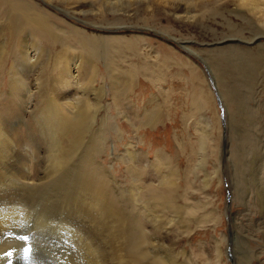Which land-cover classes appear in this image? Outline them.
<instances>
[{
    "label": "rangeland",
    "instance_id": "1",
    "mask_svg": "<svg viewBox=\"0 0 264 264\" xmlns=\"http://www.w3.org/2000/svg\"><path fill=\"white\" fill-rule=\"evenodd\" d=\"M9 1L25 0H0V264H264V0H189L194 19L33 0L46 39ZM71 23L102 39L92 71L64 54ZM113 34L130 43L102 48Z\"/></svg>",
    "mask_w": 264,
    "mask_h": 264
},
{
    "label": "bare ground",
    "instance_id": "2",
    "mask_svg": "<svg viewBox=\"0 0 264 264\" xmlns=\"http://www.w3.org/2000/svg\"><path fill=\"white\" fill-rule=\"evenodd\" d=\"M104 1V3L106 2V4H108V5H112L113 3H110L111 1L112 2H118V3H116V4H118V5H120V1L121 0H103ZM149 0H145V2L147 3ZM152 2H157V3H159V4H161V5H163V6H166V7H168V8H170V10L172 11V13L173 14H175L178 18H181V19H189V18H192V19H194L195 18V15H193L192 13H191V10L190 9H192V8H195V6L193 5L194 4V2H190L189 0H151ZM202 1H204V0H202ZM38 2V1H37ZM86 2V0H84V1H80V2H75L74 4H77V5H75L76 7H72L71 9H69V11L68 12H75V11H77L79 8H81V5L83 4V3H85ZM46 3H48V2H46ZM80 3V4H79ZM38 4H41L40 2H38ZM79 4V5H78ZM190 4H192L193 5V7H190ZM48 5H50L49 3H48ZM85 5V4H84ZM87 5V4H86ZM37 7L36 6V4H34L33 3V0H25V2H24V4H21V5H18V4H16L14 1H9V10H10V16H9V21H11L13 24H14V26H15V28H16V26H17V20L18 19H21V21H25L26 23L27 22H29V23H31L32 24V26H31V29H33V30H37V29H40L42 32H39L38 34H40V38H42V36L46 39V38H51L52 37V33H50V32H46V31H44L43 30V25H42V23H41V21L38 19V18H35L34 17V14L31 12L32 11V9H33V7ZM88 6V5H87ZM91 7H92V3H91V5H90ZM52 7V6H51ZM57 9V8H56ZM112 12H118V10H111ZM45 14V13H44ZM43 14V15H44ZM67 14H69V13H67ZM46 15V14H45ZM13 18H15V19H13ZM71 18V17H70ZM77 21H80V22H82V23H84V20L83 21H81V20H79V19H77V18H75ZM124 19V18H123ZM127 19V18H126ZM120 20V19H119ZM122 20V19H121ZM122 21H124V20H122ZM147 21V20H146ZM108 22V21H107ZM117 22V21H116ZM69 23V22H68ZM113 23V22H112ZM126 23V22H125ZM121 24H124V23H115L113 26H112V28L114 27V28H118L119 26H121ZM94 26H96V27H99V25H97V24H94ZM108 26H109V24H108ZM122 26H124V25H122ZM127 27V26H126ZM136 27V26H135ZM140 27V26H139ZM70 30H71V32H73V34H72V39H71V41H70V43L68 44V47L66 48V50H64V54H67L69 57H70V60L73 62V61H75V63H74V66H75V70H76V68H80L81 69V67L83 68V67H88V69H89V67L91 68V69H89V71H92V69H93V67L92 66H94V59L95 58H98V57H100V55H99V53L98 52H95L96 51V48H99L98 47V45H100L101 43H102V39H100L101 40V42H99V39L97 40V39H95V37L92 35V34H90V35H88L86 32H84L83 30H81L78 26H76V25H74V24H70L69 25V27H68ZM111 28V27H110ZM155 28H157V27H155ZM154 29V28H153ZM162 32V31H161ZM92 35V36H91ZM97 35V34H96ZM35 36H37V34L35 35ZM260 37V36H259ZM100 38V37H99ZM105 42H104V45L105 46H101L102 48L103 47H105L106 49H107V43H109L108 41H110V44H112L114 47H116V46H119V45H121V46H123L122 44H127L128 45V42L130 43V40H126L127 38L126 37H123V36H121L120 34L119 35H112V37H108V36H105ZM35 40V39H34ZM139 40H140V38H139ZM252 40V39H251ZM35 42H36V46L34 47V48H32V47H30V45H28L27 44V42L25 41V40H23V45H22V47H23V50L21 51V54H20V56H19V59H20V62H21V65L20 66H22L21 68L22 69H25L26 68V66H27V64H28V60L30 59V58H33L34 60H36L34 57V55H38L37 56V58L41 55V53L39 52V50L38 49H40L41 47H40V45L37 43V41L35 40ZM226 43V42H225ZM232 43V42H231ZM77 45V46H76ZM216 45V44H215ZM227 45V44H226ZM255 45V44H254ZM112 46V48H114ZM125 46V45H124ZM127 48V47H126ZM31 49H33V50H31ZM120 49V48H119ZM69 50V51H68ZM72 50V51H71ZM98 51V50H97ZM107 51V50H106ZM116 52V51H115ZM245 52V51H244ZM32 53V55H30ZM113 53V52H112ZM63 54V55H64ZM108 54V53H107ZM115 56H117L116 54H114ZM47 57V56H46ZM62 57V56H61ZM61 57H57V58H59V60L61 59ZM106 57V56H105ZM118 57V56H117ZM116 57V58H117ZM65 57H64V59H62V60H64L65 61ZM46 60V59H45ZM58 60V59H57ZM98 60V59H97ZM117 61V60H116ZM119 61V60H118ZM128 61V60H127ZM120 62V61H119ZM57 63V62H56ZM61 63V62H60ZM63 63V62H62ZM67 63V62H66ZM107 64V63H106ZM110 64V63H109ZM118 64V63H117ZM116 64V65H117ZM57 65H58V63H57ZM39 66V65H38ZM71 66V65H70ZM56 67V66H55ZM86 67H85V69H86ZM66 69H69V68H67V67H65ZM196 68V67H195ZM73 69V68H72ZM79 69V70H80ZM61 70H62V68H61ZM64 71V70H63ZM82 71V70H81ZM71 72V71H70ZM77 72V71H76ZM76 72H75V74H76ZM77 73H80L79 71L77 72ZM67 74V73H66ZM72 74V73H71ZM74 74V73H73ZM90 74H92V73H90ZM121 74V73H120ZM63 76L64 75H62V78H63ZM78 76V75H77ZM92 76H93V74H92ZM65 77V76H64ZM67 77H68V75H67ZM94 77V76H93ZM120 77V76H119ZM95 78V77H94ZM78 79V78H77ZM76 79V80H77ZM123 79V78H122ZM74 80V79H73ZM90 80H91V77H90ZM95 80V79H94ZM124 80V79H123ZM69 81V80H68ZM14 82V81H13ZM76 83V82H75ZM74 83V84H75ZM90 83V82H89ZM60 84V83H59ZM68 84V83H67ZM85 84V83H84ZM93 84V83H92ZM15 85V84H14ZM35 85V84H34ZM125 85V84H124ZM87 86H88V84H87ZM86 86V87H87ZM91 86V85H90ZM89 87V86H88ZM90 88V87H89ZM25 89V88H24ZM91 91H93V90H91ZM99 91V90H98ZM86 92V91H85ZM85 92H83L84 94H86ZM53 93V92H52ZM97 94V92H94L93 93V95H96ZM88 96V95H87ZM94 97H96V96H94ZM46 100V99H45ZM47 101V100H46ZM49 101V100H48ZM53 102H55V101H53ZM51 103L50 101L48 102V104L46 105V106H43L41 109H40V111L42 112V113H47V112H49V115L51 114V116H53L56 120H57V117H59V116H61L62 115V117H67L68 115L67 114H69V115H71V114H74V111H73V105L74 104H69L68 102H65V104H64V106H60V107H58L57 106V104H56V102L55 103ZM64 102V101H63ZM94 102H96V101H94ZM47 103V102H46ZM45 103V104H46ZM73 103V102H72ZM90 103V102H89ZM66 104H68L69 105V108L67 107L66 109H64L65 108V106H66ZM77 104V103H76ZM86 104V103H85ZM59 105V104H58ZM93 105H95V104H93ZM92 105V106H93ZM95 106H97V105H95ZM83 107V106H82ZM87 107V106H86ZM91 108V107H90ZM77 109H78V107H77ZM88 109H89V107L87 108V111H88ZM81 111V112H80ZM89 112V111H88ZM75 113H79V114H83V111L80 109V110H78L77 112H75ZM86 113V110H85V112H84V115H86L85 114ZM43 114V115H44ZM79 114H77V115H79ZM93 114V113H92ZM87 115H88V113H87ZM90 116V115H89ZM43 117V116H42ZM48 117V116H47ZM86 117L84 116V119H85ZM46 119V118H45ZM51 119H52V117H51ZM73 119V118H72ZM50 120V119H49ZM60 121V120H59ZM86 121H87V119H86ZM88 121H89V119H88ZM79 123H80V121H79ZM63 124V123H62ZM11 126H13V125H11ZM44 126V125H43ZM60 127V126H59ZM231 127V126H230ZM12 128V127H11ZM230 130H232V128L230 129ZM64 132V131H63ZM66 132V131H65ZM232 133V132H231ZM1 137V136H0ZM4 138V137H3ZM2 138V139H3ZM46 138V137H45ZM1 140V139H0ZM4 140V139H3ZM3 140H1V141H3ZM6 140V139H5ZM4 140V141H5ZM3 141V142H4ZM7 141V140H6ZM2 142V143H3ZM2 143H0V149L5 145H1ZM9 144H7V146L6 147H11V146H8ZM13 145V144H12ZM2 149H4V148H2ZM1 151V150H0ZM1 153V152H0ZM255 154V153H254ZM255 160V159H254ZM1 162H2V160H0ZM259 162V161H258ZM4 163V162H3ZM5 167V166H4ZM1 175V174H0ZM254 180H256V179H254ZM253 180V181H254ZM221 181V180H220ZM24 182V181H23ZM255 182V181H254ZM1 183V182H0ZM9 183V182H8ZM27 183V182H26ZM22 184V183H21ZM259 184V183H258ZM255 185V184H254ZM261 185V184H260ZM259 188H257L256 190H258ZM262 189V188H261ZM255 190V191H256ZM260 190V189H259ZM17 191H18V189H17ZM239 191V190H238ZM262 191V190H261ZM264 191V190H263ZM18 193H22V192H19L18 191ZM24 193V192H23ZM22 193V194H23ZM256 193H257V191H256ZM25 194V193H24ZM246 194H247V192H246ZM259 194V193H258ZM26 195V194H25ZM84 195V194H83ZM249 195V194H248ZM13 196V195H12ZM244 196H245V194H244ZM23 197V196H22ZM264 197V196H263ZM245 198V197H244ZM19 199V198H18ZM23 199H25V198H23ZM19 200H21V199H19ZM81 200V199H80ZM258 200V199H257ZM50 201V200H49ZM84 201V200H83ZM259 201V200H258ZM1 202V201H0ZM263 202H264V200H263ZM262 202V203H263ZM6 203V202H5ZM8 203V202H7ZM262 203H260L259 202V204H262ZM1 204V203H0ZM1 205H3V204H1ZM8 205H9V203H8ZM243 205V204H242ZM256 205H257V203H256ZM4 206V205H3ZM43 206V205H42ZM261 207V206H260ZM263 207V206H262ZM2 208V207H1ZM11 208H12V206H11ZM14 208V207H13ZM12 208V210L14 211V212H16L14 209ZM7 209V208H6ZM6 209H4V210H6ZM78 209V208H77ZM11 210V211H12ZM76 210V209H75ZM260 210V208L257 210V211H259ZM264 210V209H263ZM1 211V210H0ZM3 211V210H2ZM81 211V210H80ZM80 211H79V213H80ZM7 212V211H6ZM18 212V211H17ZM73 212H75V211H73ZM77 212V211H76ZM75 212V213H76ZM261 212V211H260ZM262 212H264V211H262ZM261 212V213H262ZM8 213V212H7ZM74 213V214H75ZM259 213V212H258ZM257 213V214H258ZM6 214V213H5ZM4 214V215H5ZM78 214V213H77ZM85 214V213H84ZM0 215H2V216H0V217H3L4 215L1 213ZM8 214H6V216H7ZM10 215H14V214H10ZM17 215L19 216V212L17 213ZM259 215H260V213H259ZM263 215H264V213H263ZM5 216V217H6ZM9 216V215H8ZM15 216V215H14ZM13 216V217H14ZM18 216H16V217H18ZM22 215H20L19 217H21ZM32 216V215H31ZM83 216V215H82ZM30 217V216H29ZM69 217V216H68ZM86 217V216H85ZM261 217H264V216H261ZM261 217H259V218H261ZM22 218V217H21ZM21 218H16V219H21ZM1 219V218H0ZM3 219V218H2ZM32 219V218H31ZM9 220H10V218H9ZM8 220V221H9ZM34 220V219H33ZM68 221H69V219H67ZM260 220H262V219H260ZM5 221V220H4ZM10 221H12V219L10 220ZM15 221V220H14ZM35 221V220H34ZM263 221V220H262ZM15 222H17V220L15 221ZM18 222H20V221H18ZM76 222V221H75ZM0 223L2 224L3 222H1L0 221ZM6 223H7V221H6ZM9 223V222H8ZM36 223H38V222H36ZM35 223V224H36ZM76 224V223H75ZM262 224V223H261ZM264 224V223H263ZM73 225V224H72ZM2 226H3V224H2ZM38 226V225H37ZM258 226V225H257ZM10 228V227H9ZM3 229V228H2ZM42 229V228H41ZM64 229V228H63ZM78 230V229H77ZM258 230H260L259 228H258ZM8 231V230H7ZM23 231V230H22ZM56 231H57V229H56ZM2 232V231H1ZM58 232V231H57ZM262 232V231H261ZM262 235H264V234H262ZM38 237V236H37ZM5 238V237H4ZM4 238H2V240H5ZM1 240V241H2ZM14 240V239H13ZM0 241V243H3V242H1ZM5 241H7V240H5ZM39 241V240H38ZM82 241V240H81ZM22 243V242H21ZM81 243V242H80ZM16 244V243H15ZM73 245V244H72ZM5 246V245H4ZM68 248V247H67ZM70 249V248H69ZM72 250V249H71ZM217 250H218V248H217ZM219 256V255H218ZM15 257V256H14ZM20 258H22V257H20ZM4 259V258H3ZM162 259V258H161ZM168 259V258H167ZM4 261V260H3ZM168 261V260H167ZM166 260H164V262L166 263V264H170L169 263V261L167 262ZM5 264V263H4Z\"/></svg>",
    "mask_w": 264,
    "mask_h": 264
}]
</instances>
